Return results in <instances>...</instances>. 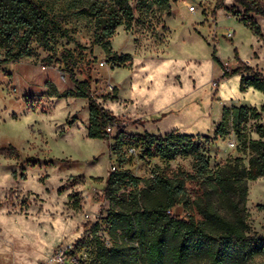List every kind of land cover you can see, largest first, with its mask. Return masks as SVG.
<instances>
[{
	"label": "rangeland",
	"instance_id": "obj_1",
	"mask_svg": "<svg viewBox=\"0 0 264 264\" xmlns=\"http://www.w3.org/2000/svg\"><path fill=\"white\" fill-rule=\"evenodd\" d=\"M167 1L166 8L148 10L131 0L133 27H119L110 40L118 58L130 55L131 63L116 64L93 44L90 24L67 12L61 0H45L56 52L32 43L30 57L0 65V264H43L59 245H72L81 256L88 250L94 258L92 226L98 224L101 240H109L104 219L111 204L104 189L111 166L139 180L127 194L145 189L159 173L170 179L182 175L191 201L201 195L199 183L186 178L190 157L164 163L126 144L120 164L114 150L119 133L163 137L176 130L199 136L211 168L238 157L247 166L254 156L247 143L236 141L230 119L228 134L213 137L224 108L245 106L260 114L246 123L245 139H260L264 94L241 93L239 77H221L238 61L264 75V18L248 15L259 26L257 37L234 0ZM62 49L73 53L76 79L86 81L97 103L124 122L111 130L109 141L87 137V100L66 96L75 88L63 73ZM232 142L239 148H231ZM10 148L17 158L7 157ZM245 208L250 235H263V179L248 183ZM191 215L201 219L197 212Z\"/></svg>",
	"mask_w": 264,
	"mask_h": 264
},
{
	"label": "trees",
	"instance_id": "obj_2",
	"mask_svg": "<svg viewBox=\"0 0 264 264\" xmlns=\"http://www.w3.org/2000/svg\"><path fill=\"white\" fill-rule=\"evenodd\" d=\"M64 9L85 20L93 30V44L103 53L113 58L116 64L131 63L130 55L119 57L111 50L110 40L119 27L131 30L135 8L131 0H61ZM136 8L152 10L167 7V0H135ZM243 9L242 22L248 24L255 34L260 29L253 17L264 18V0H234ZM49 14L45 0H0V51L4 58L0 65L17 63L33 54L32 43L49 52H56L51 44ZM66 74L74 86V92L66 96L87 100V137L109 141L110 132L124 122L103 109L92 96L86 81H78L74 75V56L67 49L59 51ZM214 62H218L213 57ZM231 76L241 77L239 91L249 89L264 94V75L260 70L237 62V67L224 72L221 79ZM55 96V95H54ZM57 97H61L58 95ZM264 113V105L260 107ZM255 108L240 106L224 108L221 121L215 127L213 140L228 134L229 119L236 128V141L243 146L247 143L253 152L244 164L242 159L228 158L224 163L210 167L208 155L201 152L197 141L199 136L184 135L174 130L163 137L144 133L127 135L119 133L115 138V154L122 164L123 147L127 144L139 146L143 155L157 158L164 163L177 158L190 157L193 160L192 172L186 176L199 183L202 193L191 201L185 190V180L176 174L172 179L159 173L145 189H135L127 194L128 187H137L139 180L130 171L117 167L110 172L106 181L104 196L110 208L104 222L108 226V245L98 235L99 225L90 229V241L94 247L95 264H264V225L263 235H250L245 208L248 183L264 180V128L258 127L260 139H245L244 127L250 120H259ZM139 124L138 121L133 122ZM130 123V124H133ZM73 120L67 122L72 126ZM110 132H107V130ZM210 141V138L203 137ZM236 145L235 148H239ZM4 152V151H3ZM17 151L9 149V158H17ZM181 206L185 218L172 214V209ZM258 208H263L259 206ZM170 211L171 214H167ZM201 219L197 221L193 214ZM77 248V247H76ZM79 254V249H76ZM87 259L77 264H89L94 259L85 250Z\"/></svg>",
	"mask_w": 264,
	"mask_h": 264
},
{
	"label": "built area",
	"instance_id": "obj_3",
	"mask_svg": "<svg viewBox=\"0 0 264 264\" xmlns=\"http://www.w3.org/2000/svg\"><path fill=\"white\" fill-rule=\"evenodd\" d=\"M190 11H194L193 6L190 7ZM61 78L64 80V76H61ZM107 132H110V130L108 129ZM230 147H235L234 142L230 144ZM131 151L134 152V149ZM115 169V166H111V172ZM167 214H171V212L168 211ZM106 243L107 246H110L108 245V241ZM81 259H87L86 255L84 254L81 256L76 253V249H74L72 245H59L53 250L50 259L46 260L43 264H77Z\"/></svg>",
	"mask_w": 264,
	"mask_h": 264
},
{
	"label": "crops",
	"instance_id": "obj_4",
	"mask_svg": "<svg viewBox=\"0 0 264 264\" xmlns=\"http://www.w3.org/2000/svg\"><path fill=\"white\" fill-rule=\"evenodd\" d=\"M239 77V76H237ZM241 77L238 78V80H240ZM166 135V134H165ZM172 214H174L177 217H180V215L183 212V208L181 206H176L175 208L172 209Z\"/></svg>",
	"mask_w": 264,
	"mask_h": 264
},
{
	"label": "bare ground",
	"instance_id": "obj_5",
	"mask_svg": "<svg viewBox=\"0 0 264 264\" xmlns=\"http://www.w3.org/2000/svg\"><path fill=\"white\" fill-rule=\"evenodd\" d=\"M110 244V243H109Z\"/></svg>",
	"mask_w": 264,
	"mask_h": 264
}]
</instances>
